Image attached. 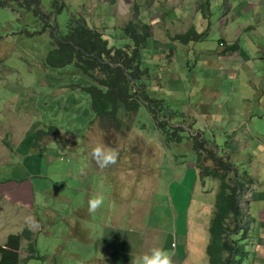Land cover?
<instances>
[{"label":"rangeland","instance_id":"rangeland-1","mask_svg":"<svg viewBox=\"0 0 264 264\" xmlns=\"http://www.w3.org/2000/svg\"><path fill=\"white\" fill-rule=\"evenodd\" d=\"M60 1L66 5L57 15L61 31L69 19L78 18L109 43H114L111 37L118 38L120 47L121 28L130 21L154 23L158 48L149 40L141 58L160 64L161 70L160 79L148 81V93L163 95L176 108L178 115L170 118L166 109L158 120L180 128L182 142L165 148V132L154 129L143 105L128 120L119 117L114 127L102 125L80 91L84 79L77 68L43 65L40 58L52 48L51 38L24 37L10 10L0 9V246L8 235L32 231L21 240L18 264H79L72 243H83L74 238L76 226L82 212H88V198L101 194L103 204L92 213L88 228L98 226L101 217L105 221L110 206L116 222L132 216L126 227H138L146 237L158 235L167 244L169 233H176L178 249L186 250L176 264H208L212 195L220 185L209 177L201 182L196 163L223 174L224 168L205 155L217 151V158L232 168L225 171L226 180L235 176L242 184V179L260 183L264 178L256 172L264 174V57L256 53L264 54V0ZM42 6L50 10L51 0H42ZM192 27L207 35L171 45L175 35ZM233 43V53L222 54ZM245 55L250 60L244 61ZM37 128L45 136L36 141L31 138ZM97 141L117 149L114 164L100 168L91 158L90 145ZM200 142L206 150L188 148ZM189 161L195 167L188 168ZM244 186L238 194L241 206L245 198L251 202L256 197V189L264 192ZM257 215L261 219L259 211ZM174 226L187 230L182 233ZM88 239L87 246H95L91 232ZM260 244L264 248V240ZM30 246L36 251L29 252Z\"/></svg>","mask_w":264,"mask_h":264},{"label":"trees","instance_id":"trees-1","mask_svg":"<svg viewBox=\"0 0 264 264\" xmlns=\"http://www.w3.org/2000/svg\"><path fill=\"white\" fill-rule=\"evenodd\" d=\"M65 6L60 0H51V8L46 10L42 6V0H0V9L10 10L16 17L17 23L21 25L20 31L24 37L45 35L48 39L51 38L52 48L45 57L40 58L45 67L58 69L73 64L77 68L84 79L80 91L87 94L89 107L103 118L104 126L114 127V121L118 124L119 117L128 120V117L133 116L139 106L143 105L154 129L165 132H162L163 146L170 148L171 143L180 144L182 142L179 136L181 133H178L180 128L169 127V123L165 120H158V117L165 114L166 109L171 111L170 118L178 115L176 108L163 95L153 96L148 93V81L160 79L158 71L161 70L160 67L158 68L160 65L144 63L141 58V51L147 47L149 40L157 44L158 40L152 35L151 25L154 23L150 25L139 19L130 21L121 28L124 45L120 47L118 38L111 37L114 43H109L103 34L86 25L85 21V24L80 23L78 18L69 19L65 31H61L57 15ZM10 32L6 30V33ZM205 35L207 34L200 33L192 27L186 34L175 35L173 42L187 44L203 39ZM129 47L131 50L128 49ZM236 48L237 43H233L230 50L224 51V55H229V52H233ZM155 53L153 49L152 54ZM174 80L167 82L174 83ZM50 127L56 128L54 125ZM33 134L32 139L37 140V137L45 135V131L37 129ZM201 143L198 145L204 146ZM7 146L11 148L8 144ZM209 157L224 168V172L221 174L216 169L203 170L200 163L195 162L197 170L200 169L203 173L201 182L205 184V178L209 177L210 180H218L220 185V190L212 195L214 210L211 212L210 241L206 248L208 262L209 264H257L256 252L249 251L250 244L247 243L246 234L237 231V228H232L231 225V221L234 220L232 212H236L238 194L244 184L237 186L235 182L233 183V177H228L232 183L226 180L225 171L229 172L227 164L212 152L209 153ZM262 181L258 187H262ZM255 192L256 197L251 200V204L255 209H259L264 201V192L261 190L257 192V189ZM24 235L30 237L32 234L30 231H24L22 234L7 236L5 245L0 246V264L19 263L18 251ZM32 250L36 251L34 246L28 249L31 253Z\"/></svg>","mask_w":264,"mask_h":264},{"label":"clouds","instance_id":"clouds-1","mask_svg":"<svg viewBox=\"0 0 264 264\" xmlns=\"http://www.w3.org/2000/svg\"><path fill=\"white\" fill-rule=\"evenodd\" d=\"M176 42L177 41L172 42L171 45H173V47H174ZM222 43H223V41L221 40L220 44H222ZM155 45H156V47H158L157 44H155ZM238 49H239V47H238ZM224 51H226V50H223L222 54H224ZM156 53H157V51H156ZM256 53H258V55L260 57L261 56L264 57L263 53H260V52H256ZM163 54L165 55L166 58H167V56H169V53L163 52ZM244 60H250V58L246 56V58ZM158 65H160V64H158ZM95 117L100 118L101 116L96 114ZM101 118H100V120L102 121V125H104L103 118L102 119ZM37 129H39V128H37ZM37 129H36V131H37ZM36 131H34L33 133H35ZM52 132L57 133V128L53 129ZM43 136H45V135L42 134L41 137H43ZM28 139L29 138L27 137L26 141ZM32 140H34V139H32ZM214 142H216V141H214ZM194 144L195 145L188 146V148L195 150L196 148L200 147L197 143H194ZM203 145H204V146H202L203 149L206 150L205 143ZM66 147L70 148V145H66ZM204 150L202 151V153H204ZM234 152L237 154L236 150ZM209 153L207 152V154H205V155L209 156ZM212 153H214L216 156H218L217 151L212 152ZM190 154H191L190 156H196V158L198 157L194 151H190ZM90 155H91V158L93 160H95L96 164L100 168H104V167H107L108 165L114 164L116 162L117 157H118V151L115 147H112L110 145L104 144L103 142L97 141V142L93 143L92 145H90ZM238 158H239V156H238ZM223 163L227 164L226 162H223ZM193 164H194V162L189 161L186 163V166L188 165V168H189V166L195 167V165H193ZM227 168L232 169L228 166V164H227ZM195 170H196V168H195ZM254 170H253V172H255ZM196 172L197 171H195V175L198 177V173H196ZM256 172L257 173L259 172L260 177L261 176L264 177L263 172L259 171V169H256ZM80 174H81V172H80ZM256 180L257 179H254V178L251 179V181H247V180L244 181V179H242V184H245V182H246V185L244 186V188L248 187V185H253V186L258 187L259 182H256ZM234 182L237 186L240 187L241 184H239V182L235 178V176L233 178V183ZM262 183H263V185L260 188H264V180L262 181ZM30 185L32 188V184H30ZM103 200H104V198H103V195H101V194H94L88 198V200L86 202L88 212H82V216H81L82 221H81V223H79V225L81 227H83L85 225L84 223H86V224L92 223V220H91L92 213H94L98 208H100L102 206ZM250 203H251L250 200L248 198H245L244 204H243V206H241L239 203V196H238V201H237V205H236V212H232V218H234V220L231 221V223H232L231 225H232V228H237V231H240L241 233L246 234L247 243L250 244L251 251H253L254 253L256 252V258L255 259H258L260 262H264V248L260 244V241L264 240L262 238L264 235V211H263L264 210V201L262 202V205H260L259 209L256 208L257 210L253 207V205H252V207H250ZM138 209H139V207H138ZM115 211H117V209H115ZM135 211H137V210L135 209ZM257 211H259L261 213V215H262L261 219L258 217ZM108 212H109V218H111L112 212H110V206H109L108 210L106 211L107 216H108ZM250 217H251V222L248 221V218H250ZM255 218L258 220H256ZM108 221H110V224H108ZM112 223H113V220L105 219V221H101L100 224H98V226H92L90 232L95 236L98 231H100L101 229H104V228H109L112 225ZM185 223L187 226V224H188L187 219H185ZM80 226H76L78 232H79ZM174 227L178 231V227L177 226H174ZM209 227H210V220H209V224H208V233H209ZM181 229L184 231L187 230L184 228H181ZM72 235H73V233H72ZM259 236H260V239H258ZM176 237H177L176 233L170 232L168 235V243L167 244L164 242V240L160 239L158 237V235H153L152 237H147V241L145 242L146 243V246H145L146 250H142V252H140L139 254L134 256L132 258L131 264H176L180 259L184 258V255L186 253V250L184 252L181 249H178V244L176 243ZM74 238L79 240V237L74 236ZM87 238H88V236L85 238L86 243H88ZM73 241H74V239L72 240V242ZM209 241H210V236H209ZM209 241H208V244H209ZM208 244H207V246H208ZM88 245H90V244H88ZM94 245H96V243H94ZM207 246H206V248H207ZM94 247L95 246H89V251L91 249H93ZM164 249H168L169 254ZM250 249H249V251H250ZM21 251L22 250L20 247V250L18 251L19 257L21 256L20 255ZM73 256H76L78 258L79 264H83L82 253H80L78 251H73ZM207 259H208V257H207ZM208 264H209V262H208Z\"/></svg>","mask_w":264,"mask_h":264},{"label":"crops","instance_id":"crops-1","mask_svg":"<svg viewBox=\"0 0 264 264\" xmlns=\"http://www.w3.org/2000/svg\"><path fill=\"white\" fill-rule=\"evenodd\" d=\"M92 121H94V119H92L91 122ZM114 217L115 213H112L111 218H109V212L108 216L104 215L103 219H111L115 225L112 223L109 228H104L97 232L95 235L97 241L96 245L90 251L89 246H87L88 243L85 242V238L90 236L92 227L88 228L86 223H84L85 225L83 227L79 224L77 225L80 226V229L79 232L75 233V236L79 237V240L83 244L78 245L73 243V251L82 253L83 264H98L100 262L101 264H131L134 256L142 252V250H146L145 242L147 241V237L144 230L138 227H132L133 229L126 227L129 226L128 221L132 219V216L129 218H125L124 216L125 219L123 221L119 216V219L122 221L120 223L116 222V218L114 219ZM139 231H141V234H139ZM178 231L184 233L182 229H178ZM87 240L89 241L88 238ZM57 241L59 245L61 241ZM68 242V240H64V244H68Z\"/></svg>","mask_w":264,"mask_h":264}]
</instances>
